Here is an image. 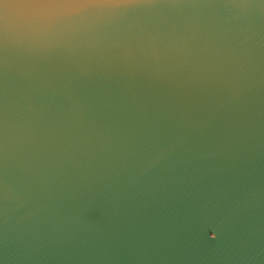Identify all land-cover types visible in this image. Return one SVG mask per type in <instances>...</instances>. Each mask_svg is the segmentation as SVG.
<instances>
[{
  "label": "water",
  "instance_id": "water-1",
  "mask_svg": "<svg viewBox=\"0 0 264 264\" xmlns=\"http://www.w3.org/2000/svg\"><path fill=\"white\" fill-rule=\"evenodd\" d=\"M146 11L10 32L0 264H264V5Z\"/></svg>",
  "mask_w": 264,
  "mask_h": 264
},
{
  "label": "snow or ice",
  "instance_id": "snow-or-ice-1",
  "mask_svg": "<svg viewBox=\"0 0 264 264\" xmlns=\"http://www.w3.org/2000/svg\"><path fill=\"white\" fill-rule=\"evenodd\" d=\"M180 2L181 0H0V72L9 60V35L13 28L30 29L49 25L50 22L60 21L68 16H83L100 10L111 13L112 18L117 21L135 18L142 22L141 27L153 37V46L157 43V37L165 31L166 24L146 10ZM230 2L247 4L254 0ZM259 2L264 5V0ZM8 4L15 5L19 10L16 19L8 15ZM127 46L130 52L134 51L130 43ZM207 229L215 233L213 239L222 235L210 224Z\"/></svg>",
  "mask_w": 264,
  "mask_h": 264
}]
</instances>
